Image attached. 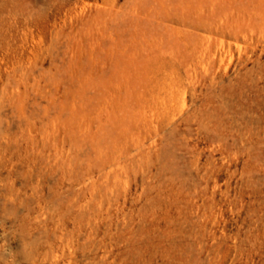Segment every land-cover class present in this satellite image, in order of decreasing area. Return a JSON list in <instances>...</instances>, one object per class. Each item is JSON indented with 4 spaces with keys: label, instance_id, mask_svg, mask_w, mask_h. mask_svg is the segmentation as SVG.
Masks as SVG:
<instances>
[{
    "label": "rangeland",
    "instance_id": "1",
    "mask_svg": "<svg viewBox=\"0 0 264 264\" xmlns=\"http://www.w3.org/2000/svg\"><path fill=\"white\" fill-rule=\"evenodd\" d=\"M0 264H264V0H0Z\"/></svg>",
    "mask_w": 264,
    "mask_h": 264
}]
</instances>
